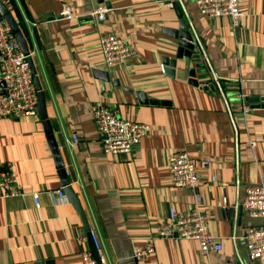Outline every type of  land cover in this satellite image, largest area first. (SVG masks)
<instances>
[{
  "label": "crops",
  "instance_id": "1",
  "mask_svg": "<svg viewBox=\"0 0 264 264\" xmlns=\"http://www.w3.org/2000/svg\"><path fill=\"white\" fill-rule=\"evenodd\" d=\"M174 1L196 38L200 67L206 65L207 75L195 68V77L230 83L224 89L232 97L230 112L219 94L191 81L193 59H179L173 77L160 71L161 56L174 53L170 33L179 20ZM5 3L26 38L66 176L88 227L65 193L63 198L54 193L62 184L41 121L0 118V161L12 164L22 191L0 199V264H84L82 252L95 249L89 227L99 241L101 264H264L248 258L241 238L245 226L264 225V218L249 216L242 206L250 186H264V0H239L243 15L236 27L227 16L202 15L193 0ZM100 3L108 8L105 19H88ZM64 5L76 17L63 18ZM105 33L122 38L132 51L111 72L99 48ZM237 90L248 96L245 114L234 98ZM98 102L118 117L149 124L128 153L103 151L91 110ZM72 133L78 142L71 145ZM177 150L197 165L209 161L195 189L170 183L168 157ZM196 193L210 233L222 241L221 250L206 256L194 239L153 236L158 219L170 208L186 210L196 203ZM149 239L154 251L135 258L133 247Z\"/></svg>",
  "mask_w": 264,
  "mask_h": 264
},
{
  "label": "built area",
  "instance_id": "2",
  "mask_svg": "<svg viewBox=\"0 0 264 264\" xmlns=\"http://www.w3.org/2000/svg\"><path fill=\"white\" fill-rule=\"evenodd\" d=\"M4 2L6 0H3ZM198 11L205 16H227L233 27L239 25L243 12L239 0H193ZM107 6L103 3L94 6L88 13V19L101 22L105 19ZM60 15L65 19L76 17L70 5H64ZM195 42L196 38H194ZM99 48L102 61L109 72L122 65L132 54L125 40L112 34L99 36ZM28 55H25L16 41L9 25L0 16V118L28 117L39 121L37 110L36 89L30 71ZM201 57V56H199ZM200 60V58H199ZM205 63V62H204ZM202 64L204 74L207 75L206 65ZM160 71L163 72L161 65ZM206 78V77H205ZM211 79V80H210ZM208 81H198L200 88L216 92L221 96L224 107L230 112V99L225 87L230 83L214 76ZM236 83V81H234ZM228 85V86H227ZM234 98L239 108L245 114L250 110L248 96L242 91H236ZM92 114L100 134L103 151L110 154L128 153L132 146L140 140L150 129L149 124L118 117L112 107L98 102L91 106ZM78 142V136L71 134L70 144ZM253 144V142H252ZM210 166L208 160L195 164L185 151L177 150L168 157V171L170 183L176 187L195 189L199 183L201 170ZM213 182L215 176L210 175ZM21 188L12 164L0 161V199L21 194ZM58 197H65L62 189L54 191ZM35 207L39 206L38 193H32ZM223 202L226 200L223 197ZM200 196L195 194V202L184 211L170 208L165 217L159 218L155 224L154 237H180L194 239L198 242L199 251L206 256L211 252L222 249V241L212 235L208 229L207 216L199 208ZM242 206L249 216L264 218V186H250L244 196ZM88 232L94 248L100 251L96 232L89 227ZM234 238V235L232 236ZM241 238L244 240L248 258L251 260L264 259V225H247L243 228ZM154 251L153 243L149 239L142 246H134L132 255L137 259H144ZM84 264H97L89 252H82ZM200 264H209L202 261Z\"/></svg>",
  "mask_w": 264,
  "mask_h": 264
},
{
  "label": "water",
  "instance_id": "3",
  "mask_svg": "<svg viewBox=\"0 0 264 264\" xmlns=\"http://www.w3.org/2000/svg\"><path fill=\"white\" fill-rule=\"evenodd\" d=\"M99 1H103V0H99ZM173 7L176 12V15L179 18L177 28H171L172 30L170 33L171 38L175 40V47L173 48L174 53L172 56H169L166 54L161 56V61H162L161 64L163 66V72H166L168 75L173 77L174 71H175L174 69L176 67L177 61L179 59H182L183 57L191 58L196 63V65L194 68H191V70L189 71V74L191 76V81L195 85H198V79L195 77L194 69L196 68L198 70H201V72H204V70L202 69V66L200 67L198 46L194 40V35L192 31L190 30L188 23L186 22V19L183 17V14L180 11L179 6L175 1L173 2ZM0 16L9 25L23 53L25 55H28L29 53L28 44L21 30V27L19 26L18 21L15 18L14 14L11 12L9 7L6 5V3L3 0H0ZM27 59L29 61V66H30V71H31L32 78H33L34 87L36 89L37 110H38L39 118L41 121L42 129L46 137L48 148L51 152L55 166L58 169L59 177H60L61 184H62V190L67 196V198L70 200V202L72 203L76 211L81 216L83 224L87 228L88 224L86 222L80 201L78 197L76 196V194L74 193V191L72 190V187L69 185V181L66 176V170L64 168L60 150L56 142L50 120L48 119L44 93L41 89L39 79L35 75V68L33 66L31 57L28 56ZM136 95L138 99L141 101L139 92H136ZM252 98L257 99L256 97H251V99ZM262 99L264 100V98ZM91 255L94 257L97 264H101L99 256L95 249L92 250ZM35 264H38V263H35Z\"/></svg>",
  "mask_w": 264,
  "mask_h": 264
}]
</instances>
